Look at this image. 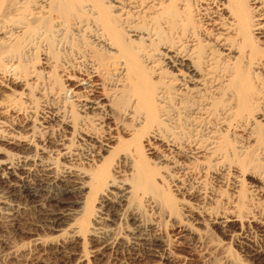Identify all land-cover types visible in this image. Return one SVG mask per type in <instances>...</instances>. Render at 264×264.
<instances>
[{"label":"bare ground","instance_id":"6f19581e","mask_svg":"<svg viewBox=\"0 0 264 264\" xmlns=\"http://www.w3.org/2000/svg\"><path fill=\"white\" fill-rule=\"evenodd\" d=\"M0 143L15 264H85L86 234L169 263L147 208L181 236L196 213L264 262V0H0ZM229 175L222 210L209 182ZM22 200L58 235L21 243Z\"/></svg>","mask_w":264,"mask_h":264},{"label":"rangeland","instance_id":"374dc122","mask_svg":"<svg viewBox=\"0 0 264 264\" xmlns=\"http://www.w3.org/2000/svg\"><path fill=\"white\" fill-rule=\"evenodd\" d=\"M7 91H8V94H10V91L9 90ZM3 147L5 146L2 145V143H0V150L1 149H3L4 151L8 150V149H4ZM3 150L0 151V159L4 158V153H2ZM86 156H88L86 151L83 152V154L80 156L81 160L77 162L79 163L78 165L80 167H87V165L85 164L86 160L84 159ZM231 182L234 183L233 178L230 177V175H229V178L226 179L224 183L209 182L210 184L212 183V186L215 189V190H211V192L215 191L217 192V194L223 193L222 194L223 197L221 198L222 202H220L222 210L230 207L229 205L230 202H228L227 199H229V201L232 200L231 194L233 192L234 184H232ZM246 184H247L246 177L244 179H241L239 182V185L241 186L242 185L247 186ZM208 190L210 192V188H208ZM78 196H80L79 193L75 195L68 193L66 195V197H68L71 200L77 199ZM192 202L194 204L198 203V201H194V199L190 201V204ZM205 203L206 204L208 203L207 205L209 207L210 206L216 207V201H214V199L213 200L207 199ZM19 204H20V208L18 212L19 214L18 217L21 220L20 222L21 227L24 229L23 239L22 241H20L21 243L28 246L33 243L32 240L35 237L42 236L46 239L47 238L50 239L58 235V232L48 231L47 228L44 227V224L41 220V216L39 215L40 214L39 208L36 207L37 204H35L31 200L30 201L26 200V202L25 200H22V202H20ZM214 204L215 206H213ZM119 209L120 208H118V210ZM147 209L144 212L146 213L145 214L146 218L152 222H156L157 226H155L156 227L155 229H157L165 238L167 237L166 239L171 240L170 242L173 245L172 246L173 249L171 248V253L173 251L172 253L173 258H172V261L169 262L170 264H264L263 261H257L253 258H250L248 254H245V252L242 251V247H244L245 244L241 242L242 240L239 237L237 236L231 237L230 235L224 234L222 231H220V229L217 227L215 223L213 224L209 220H205V221L199 220L198 223H196V221H193L192 223H190V221H192L191 216L194 217L196 213H191L189 216L187 214L186 215L180 214L181 216L178 215V220L180 219L182 223H185L186 220L189 219L188 223L190 224V226L189 225L188 226L191 228V231H192V233L186 234L185 236L184 235L181 236V233H179V231L177 232V229H175L176 227L174 226L175 224L172 221L170 220L168 221L165 218L161 217L153 209H150V208H147ZM181 211L183 212L184 210H181ZM108 228L110 227L104 224L102 226V229H103L102 232L104 233V231H107ZM14 234L15 233H13L11 230L6 229L4 227H0V264H10V263L15 264L16 263L14 262L16 260L13 261V259L9 257V253L7 249V243L12 244V242L15 241L14 239L16 235ZM83 237H84V243H85V244L83 243V246L85 247V248L83 247V251H85L84 252L86 255L85 262L87 264H96V263L97 264L99 263L100 264H162V263L169 264L168 262L166 263L163 261H160L161 262L160 263L159 260L149 255L148 254L149 252L147 251L144 245H141L140 250L129 251V250L108 249L107 248V249H104L102 252L100 251L101 252L100 253L99 251H97V249L98 250L100 249L98 248L99 245L97 244L96 240L94 241L90 240L89 239L90 236H88L87 234ZM251 238H254L253 240L258 241V242L261 241L259 243H262V240L255 237L254 234H252ZM180 242H182L186 246L185 249L183 248L181 249V247H178ZM14 243H16V241ZM182 243L180 244L183 245ZM38 254L39 253L34 252L31 258H28L29 260L30 259L31 260L28 261L27 263L46 264V263L36 262ZM44 258L46 259V261H48V263L53 261L52 259L53 255L51 258H50V255L49 257L44 256Z\"/></svg>","mask_w":264,"mask_h":264}]
</instances>
